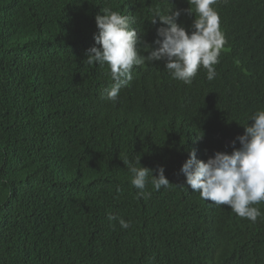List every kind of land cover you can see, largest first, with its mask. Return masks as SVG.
Segmentation results:
<instances>
[{"label":"trees","instance_id":"obj_1","mask_svg":"<svg viewBox=\"0 0 264 264\" xmlns=\"http://www.w3.org/2000/svg\"><path fill=\"white\" fill-rule=\"evenodd\" d=\"M106 7L153 46L157 12L195 15L187 0H0V264H264V217L214 206L180 172L192 150L231 154L264 109V0L213 6L226 43L212 81L145 62L115 103L110 69L86 63ZM138 158L172 186L138 198L123 163Z\"/></svg>","mask_w":264,"mask_h":264},{"label":"clouds","instance_id":"obj_2","mask_svg":"<svg viewBox=\"0 0 264 264\" xmlns=\"http://www.w3.org/2000/svg\"><path fill=\"white\" fill-rule=\"evenodd\" d=\"M218 0H187L192 7L183 10L172 9L167 14L157 12L151 24L159 23L157 39L148 45L138 37L131 27L129 18L111 8H103L102 14L95 17L98 33L94 35L95 45L86 51V63L110 69L114 82L107 91V100L115 103L122 87L132 79L134 66L145 62L164 61L165 70L172 79L191 85L200 68L207 70V79L216 76L215 65L226 43L220 28V15L214 5ZM182 13L194 15L189 29L177 21ZM149 49L147 56L140 54L137 45ZM249 120L251 126H244V134L232 142L231 154L216 152L206 162L198 160L196 151L188 154L180 172L186 177V184L198 192L200 198L212 202L214 206L227 205L241 218L255 223L264 217L258 205L264 202V109L258 110ZM236 141L240 147L235 148ZM131 173V184L137 189L138 198L151 196L146 187L150 182L156 191L167 190L172 184L165 177V169L160 167L157 176L136 161H125ZM139 165L137 167L136 165ZM107 219L118 221L122 229H129L131 221H125L113 214Z\"/></svg>","mask_w":264,"mask_h":264},{"label":"water","instance_id":"obj_3","mask_svg":"<svg viewBox=\"0 0 264 264\" xmlns=\"http://www.w3.org/2000/svg\"><path fill=\"white\" fill-rule=\"evenodd\" d=\"M228 144L231 145V141H228Z\"/></svg>","mask_w":264,"mask_h":264},{"label":"bare ground","instance_id":"obj_4","mask_svg":"<svg viewBox=\"0 0 264 264\" xmlns=\"http://www.w3.org/2000/svg\"><path fill=\"white\" fill-rule=\"evenodd\" d=\"M215 144V143H214Z\"/></svg>","mask_w":264,"mask_h":264}]
</instances>
